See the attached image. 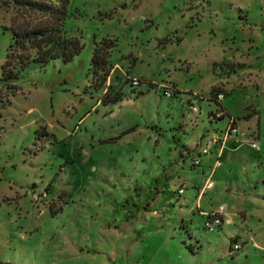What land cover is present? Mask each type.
Masks as SVG:
<instances>
[{"label":"rangeland","instance_id":"374dc122","mask_svg":"<svg viewBox=\"0 0 264 264\" xmlns=\"http://www.w3.org/2000/svg\"><path fill=\"white\" fill-rule=\"evenodd\" d=\"M10 1L0 0V262L264 264V0H70L64 28L82 51L6 80ZM103 38L115 42L112 69L94 90ZM229 118L237 133L193 167L202 135H222ZM221 204L246 207L259 248L230 254L246 230L237 215L204 227L197 206Z\"/></svg>","mask_w":264,"mask_h":264},{"label":"trees","instance_id":"16d2710c","mask_svg":"<svg viewBox=\"0 0 264 264\" xmlns=\"http://www.w3.org/2000/svg\"><path fill=\"white\" fill-rule=\"evenodd\" d=\"M9 3L13 5L15 15L10 26L11 41L2 65L4 79L15 78L17 69H23L31 62L39 66L54 59L68 63L82 51L84 45L77 37L68 35L64 28L70 0H11ZM114 47L115 42L110 38L95 42L89 67L90 86L94 90L105 86L112 69L110 56ZM129 84L132 86L131 80ZM119 99L115 97L107 104ZM236 239L232 238L231 243Z\"/></svg>","mask_w":264,"mask_h":264},{"label":"built area","instance_id":"2783aa9c","mask_svg":"<svg viewBox=\"0 0 264 264\" xmlns=\"http://www.w3.org/2000/svg\"><path fill=\"white\" fill-rule=\"evenodd\" d=\"M141 81L137 78H132L131 84L132 86H138L140 85ZM164 95H168L169 93L166 91H163ZM170 95V94H169ZM223 98V94H219V100ZM224 111L220 108L216 110L215 116L216 117H222L224 115ZM237 133V126L236 122L233 118H229L228 124L226 128L224 129L222 135L212 133V134H204L202 135L201 141H199V152L196 157L192 160V166L197 167L201 165V158L204 155L211 154L212 152H216L217 156H219V152L221 151V148L223 146L224 139L232 134ZM252 147L255 149H258V146L256 144H252ZM221 165V163L216 159L213 165V168H217ZM213 186L211 181H206V187L211 188ZM186 186L182 184V186L177 190L178 194H182L185 190ZM226 207L225 205H220L216 211H213L206 216L204 227L210 231H213L217 228H220L223 224V214ZM243 248V244L238 239L234 240L230 245V254L233 255L240 251ZM118 264V263H116Z\"/></svg>","mask_w":264,"mask_h":264},{"label":"crops","instance_id":"0c3cea01","mask_svg":"<svg viewBox=\"0 0 264 264\" xmlns=\"http://www.w3.org/2000/svg\"><path fill=\"white\" fill-rule=\"evenodd\" d=\"M223 147V146H222ZM221 152V151H220ZM220 152H219V155H220ZM214 165V164H213ZM216 168H213L212 167V171L215 170ZM251 181L248 182L249 185H251ZM263 185H264V179L262 181ZM214 186V185H213ZM212 186V187H213ZM205 188L206 187V183L204 185ZM198 189V187H195ZM263 188V187H262ZM209 189V188H208ZM255 189H257V186L255 187ZM263 194L261 195L260 193H255L258 197H261L262 201L264 202V189L263 191H261ZM199 196H201V191L197 193V198H199ZM221 205H225V204H221ZM220 206V205H219ZM218 206V207H219ZM217 207V209H218ZM241 208H237V209H233V210H227V208L225 209L224 211V214H223V224L221 225V227L225 226V225H231V224H234V218L236 215L239 216V219L241 218L243 220V222L245 223V226H246V230L242 233L241 236H236V238L241 241V242H244V245H243V248L244 247H247L249 245V243H251V245L255 248H259V245L258 243H256L255 241H253L251 239V230L249 231L247 229V221H246V214H247V210H246V207H244L243 205L240 206ZM197 209H198V213H201L202 215H207L213 211H216L217 209H208L207 211L203 210L201 207H198L197 206ZM233 216V217H232Z\"/></svg>","mask_w":264,"mask_h":264}]
</instances>
